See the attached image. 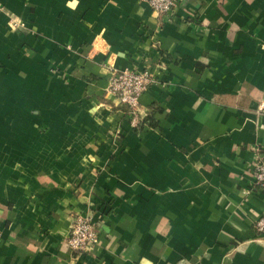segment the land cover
<instances>
[{"label": "crops", "instance_id": "1", "mask_svg": "<svg viewBox=\"0 0 264 264\" xmlns=\"http://www.w3.org/2000/svg\"><path fill=\"white\" fill-rule=\"evenodd\" d=\"M0 6V264H264V0ZM123 69L155 80L136 127L108 93Z\"/></svg>", "mask_w": 264, "mask_h": 264}, {"label": "built area", "instance_id": "2", "mask_svg": "<svg viewBox=\"0 0 264 264\" xmlns=\"http://www.w3.org/2000/svg\"><path fill=\"white\" fill-rule=\"evenodd\" d=\"M146 1L156 15L167 20H171L176 15L179 5V0ZM10 23L15 29L21 26L17 19H13ZM153 83H155L154 77L147 70L123 69L113 73L108 93L117 100L120 106H124L127 109L134 127L140 123L139 106L141 97ZM255 151L259 154V149L256 148ZM254 180L255 187L264 189V158L261 156H258L254 164ZM253 227L256 234L264 240V215L254 223ZM98 242L99 231L95 221L87 215L75 216L68 237L69 248L73 252L85 253Z\"/></svg>", "mask_w": 264, "mask_h": 264}, {"label": "trees", "instance_id": "3", "mask_svg": "<svg viewBox=\"0 0 264 264\" xmlns=\"http://www.w3.org/2000/svg\"><path fill=\"white\" fill-rule=\"evenodd\" d=\"M148 121H149L150 126H152V127L156 126V123H153V121L151 119H148Z\"/></svg>", "mask_w": 264, "mask_h": 264}, {"label": "clouds", "instance_id": "4", "mask_svg": "<svg viewBox=\"0 0 264 264\" xmlns=\"http://www.w3.org/2000/svg\"><path fill=\"white\" fill-rule=\"evenodd\" d=\"M71 6L74 7L75 6V3H73Z\"/></svg>", "mask_w": 264, "mask_h": 264}]
</instances>
